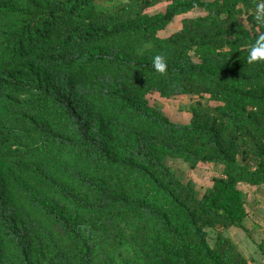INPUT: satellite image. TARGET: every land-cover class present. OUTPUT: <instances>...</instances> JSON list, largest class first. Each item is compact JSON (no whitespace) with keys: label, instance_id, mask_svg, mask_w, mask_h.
Returning <instances> with one entry per match:
<instances>
[{"label":"trees","instance_id":"trees-1","mask_svg":"<svg viewBox=\"0 0 264 264\" xmlns=\"http://www.w3.org/2000/svg\"><path fill=\"white\" fill-rule=\"evenodd\" d=\"M158 3L0 0V264H250L224 233L264 186L255 2ZM153 94L196 99L189 123ZM168 160L222 169L198 198Z\"/></svg>","mask_w":264,"mask_h":264},{"label":"rangeland","instance_id":"rangeland-1","mask_svg":"<svg viewBox=\"0 0 264 264\" xmlns=\"http://www.w3.org/2000/svg\"><path fill=\"white\" fill-rule=\"evenodd\" d=\"M168 0H159L154 8L147 12L150 15L165 11ZM200 13H193L190 16H198ZM182 17L176 18L173 23L160 33V37L165 38L180 29ZM151 106L160 110L168 116L171 121L178 124H187L191 115L188 113L189 106L193 105L196 99L191 97H177L174 99H163L158 94L148 97ZM210 105H214L210 103ZM166 165L184 182L190 184L196 191L197 197L201 198L212 186L214 178L221 173V167L212 165L200 166L192 170L188 164L183 161L168 160ZM245 201L248 217L243 225L245 230L231 228L224 234L230 238L238 247L239 251L246 257L250 264H264V186L253 187L249 185H240ZM210 243L213 245L216 233L208 230Z\"/></svg>","mask_w":264,"mask_h":264},{"label":"clouds","instance_id":"clouds-1","mask_svg":"<svg viewBox=\"0 0 264 264\" xmlns=\"http://www.w3.org/2000/svg\"><path fill=\"white\" fill-rule=\"evenodd\" d=\"M255 13L253 19L257 27L258 35L248 48L246 61L249 65L264 63V0H254ZM153 69L161 76L167 75L168 63L164 54H157L152 59Z\"/></svg>","mask_w":264,"mask_h":264}]
</instances>
